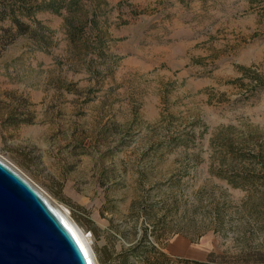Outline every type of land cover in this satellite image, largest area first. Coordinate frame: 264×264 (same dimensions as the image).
<instances>
[{"label": "rangeland", "instance_id": "1", "mask_svg": "<svg viewBox=\"0 0 264 264\" xmlns=\"http://www.w3.org/2000/svg\"><path fill=\"white\" fill-rule=\"evenodd\" d=\"M5 5L28 28L0 18V159L95 256L264 264V183L233 187L209 158L218 128L264 133V0Z\"/></svg>", "mask_w": 264, "mask_h": 264}, {"label": "water", "instance_id": "2", "mask_svg": "<svg viewBox=\"0 0 264 264\" xmlns=\"http://www.w3.org/2000/svg\"><path fill=\"white\" fill-rule=\"evenodd\" d=\"M0 264H89L79 242L40 190L2 159Z\"/></svg>", "mask_w": 264, "mask_h": 264}, {"label": "trees", "instance_id": "3", "mask_svg": "<svg viewBox=\"0 0 264 264\" xmlns=\"http://www.w3.org/2000/svg\"><path fill=\"white\" fill-rule=\"evenodd\" d=\"M21 10L20 6L5 5L1 7L0 18L6 15L11 17V20L19 28L20 32L26 31L28 25L23 23L17 16L16 11ZM250 128V127H249ZM217 133L210 138V154L211 163L217 161L216 173L222 178H226L227 182L233 187H254L256 180L264 183V133L257 126L248 130L247 136L243 137L237 146H234L226 131H233V126H224L218 128ZM94 237L98 236V231L95 226H90ZM96 253L99 262L106 263L119 258V264H128L127 258L121 253L114 255V250L107 245L101 247L96 245ZM118 255V257H117ZM158 255L163 256L161 253ZM201 264L196 261L195 264Z\"/></svg>", "mask_w": 264, "mask_h": 264}, {"label": "bare ground", "instance_id": "4", "mask_svg": "<svg viewBox=\"0 0 264 264\" xmlns=\"http://www.w3.org/2000/svg\"><path fill=\"white\" fill-rule=\"evenodd\" d=\"M42 196H44L48 200V203L50 207L52 208V210L56 211L61 216L63 223L66 225V227L69 228V230H71L72 234L74 235V238L76 239L77 242H79L84 255L88 257L89 264H98L95 260V257H93L91 242L88 240L87 237H85V233L74 222V220L71 218L69 212L65 209V207L64 206L57 207L59 210L58 211L55 207L53 208L47 196H45L43 193H42Z\"/></svg>", "mask_w": 264, "mask_h": 264}, {"label": "built area", "instance_id": "5", "mask_svg": "<svg viewBox=\"0 0 264 264\" xmlns=\"http://www.w3.org/2000/svg\"><path fill=\"white\" fill-rule=\"evenodd\" d=\"M91 236V231H86L85 232V237L89 238Z\"/></svg>", "mask_w": 264, "mask_h": 264}]
</instances>
